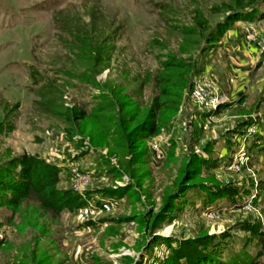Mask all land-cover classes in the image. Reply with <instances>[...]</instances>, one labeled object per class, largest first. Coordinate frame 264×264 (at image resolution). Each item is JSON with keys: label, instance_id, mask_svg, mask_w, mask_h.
<instances>
[{"label": "rangeland", "instance_id": "rangeland-1", "mask_svg": "<svg viewBox=\"0 0 264 264\" xmlns=\"http://www.w3.org/2000/svg\"><path fill=\"white\" fill-rule=\"evenodd\" d=\"M236 1L0 0V264H187L174 251L198 239L194 264H264V54L251 37H264V0L222 33ZM172 56L192 83L135 147L116 132L152 104ZM203 72L226 96L212 118L190 97ZM24 154L57 164L87 204L57 213L5 189Z\"/></svg>", "mask_w": 264, "mask_h": 264}, {"label": "trees", "instance_id": "trees-1", "mask_svg": "<svg viewBox=\"0 0 264 264\" xmlns=\"http://www.w3.org/2000/svg\"><path fill=\"white\" fill-rule=\"evenodd\" d=\"M242 2L237 0L236 5L239 10L234 11L218 24L222 33L231 29L235 21L247 16L251 17L252 14L258 12L255 7L257 2H259L258 0ZM187 69L188 65L176 56L160 62V71L156 77L157 85L160 88L159 94L154 98L152 104L143 110V113H140L141 110L139 109L132 110L129 118H122L124 125L116 132L117 135L128 139L130 143L138 142V144H135V147H137L150 137L159 134L162 128L178 114L185 91L192 83L189 78V70ZM219 110L220 108L216 112ZM110 120L114 121V118ZM129 124L134 125L130 131H128L130 129ZM125 147L131 150L129 144ZM17 166L21 169L19 179L13 182H2V185L5 189L11 190L18 196V199H22L32 193L36 194L46 209L57 213H61L65 209L74 210L87 204L86 196L80 192L60 186L62 181L60 172L62 169L57 164L47 162L38 155L24 154L12 164L13 168ZM123 190L125 191L126 189L124 188ZM219 191L218 196H222L223 193H234L229 188H223ZM111 193L115 194L117 190ZM245 229L253 235L263 236L259 225H246ZM185 243V246H181V248L174 251V256L177 263L181 258H186L187 264H194L200 257L197 247L198 244H202V240L198 239ZM192 250L193 252H190ZM258 255L264 258V240H262V249ZM255 264H258V262Z\"/></svg>", "mask_w": 264, "mask_h": 264}, {"label": "built area", "instance_id": "built-area-1", "mask_svg": "<svg viewBox=\"0 0 264 264\" xmlns=\"http://www.w3.org/2000/svg\"><path fill=\"white\" fill-rule=\"evenodd\" d=\"M259 33L251 32L253 41L256 42L260 53L264 54V37ZM190 97L193 104L199 110L208 113V118H212L215 112L226 101V96L221 95L218 91L216 81L211 77L209 72H203L195 81L193 89L190 91ZM154 155L157 159L164 157L160 146H154Z\"/></svg>", "mask_w": 264, "mask_h": 264}, {"label": "crops", "instance_id": "crops-1", "mask_svg": "<svg viewBox=\"0 0 264 264\" xmlns=\"http://www.w3.org/2000/svg\"><path fill=\"white\" fill-rule=\"evenodd\" d=\"M237 30H238V27H236L235 30L233 31V33L235 34V37H236V38H237V36H238V35L236 36V33H238ZM237 41H239V40H237ZM246 48H247V47H246ZM246 48H245L244 46H241V45H240V42H239V45H237V46L235 47V50H236V51H237V50H239V51H243V53H244L246 56H251V55H250V54H251V53H250V50L247 51L248 48H247V49H246ZM228 49H229V48H228ZM249 49H250V48H249ZM229 50H231V49H229ZM235 50H233V51H235ZM236 55H237V54H236ZM236 57H237V56H236Z\"/></svg>", "mask_w": 264, "mask_h": 264}]
</instances>
